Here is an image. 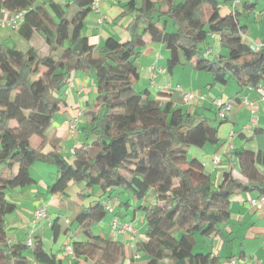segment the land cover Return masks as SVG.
Instances as JSON below:
<instances>
[{"label":"trees","instance_id":"1","mask_svg":"<svg viewBox=\"0 0 264 264\" xmlns=\"http://www.w3.org/2000/svg\"><path fill=\"white\" fill-rule=\"evenodd\" d=\"M258 1L245 0L240 10L222 15L217 0H131L119 16L131 18L126 28L130 40L120 43L110 36L95 47L85 35L92 0H0V14H23L19 38L28 40L36 33L47 46L41 53L0 43V264H31L29 258L36 264H63L46 252L39 237L31 247L7 242L5 219L15 211L8 193L35 183L30 173L34 162L54 167L49 192L62 201L69 183L83 184L87 191H129L139 200L152 189L155 205L140 207L146 231L135 244L147 264H218L215 251L195 248L200 240L219 235L229 221L233 195L264 197V170L259 168L264 153L233 150L230 160L241 178L223 172L215 187L204 165L188 158L187 149L218 144V126L225 120L212 125L201 113L162 103L147 90L136 91V60L148 38L168 50L169 72L182 56L194 60L195 70L208 73L211 85L234 80L239 88L264 86V47L257 52L250 48L243 38L246 26L239 21ZM167 21L172 32L166 31ZM209 35L225 54L204 57ZM74 72L92 75L96 93L84 114V143L68 162L48 132L65 106L62 90ZM33 136L39 138L36 148L30 144ZM77 198L78 204L70 203L75 210L68 219L71 226L63 231L76 234L67 264H122L123 243L93 231L106 216L100 199L86 192ZM58 222L57 217L50 226L54 238Z\"/></svg>","mask_w":264,"mask_h":264},{"label":"crops","instance_id":"2","mask_svg":"<svg viewBox=\"0 0 264 264\" xmlns=\"http://www.w3.org/2000/svg\"><path fill=\"white\" fill-rule=\"evenodd\" d=\"M41 1V0H40ZM53 2L64 4L71 2L72 0H52ZM131 0H103L99 5V11L96 13H90L85 21V35L91 45L99 47L103 42L110 36L115 37L120 43H125L130 40L129 33L127 32V26L131 21L129 16L119 17L122 12V7L127 2ZM219 11L225 10L228 14L234 9L240 10L242 4L245 0H217ZM250 1V0H246ZM264 5L258 8L256 6L255 10L250 14L239 19L240 24L246 26V33L243 35L244 41L250 46L252 44L262 45L264 47ZM222 14V15H226ZM8 15L7 12H1L0 18ZM242 20V21H241ZM211 38V37H210ZM214 40L215 37H214ZM146 45L140 51L141 58H149L146 66V71H144L149 77V86L157 91V95H162L159 100L162 103L171 102L172 106L180 107L188 110L191 113H201L204 116V112L207 107L211 108L213 106V101L219 99L222 101L219 94L222 90L214 94V99L211 102L197 101L193 106H185L181 103L179 95L174 92V86H179L178 83H173L171 78H168L164 74V70L159 65L161 57L156 53L151 59L152 54L155 52L154 45L151 44L148 38H145ZM0 43L7 46H14L16 50H28L30 48L45 53L47 46L45 42L42 41L40 36L34 33L28 40H24L18 37L16 31L9 28H0ZM212 54L209 50V55ZM156 56V57H155ZM151 59V61H150ZM194 60L191 64L194 68ZM145 64V63H144ZM139 71V70H138ZM197 71V70H196ZM143 72V73H144ZM172 72V71H171ZM170 72V75L173 74ZM230 80L227 82L229 83ZM226 83V84H227ZM225 84V85H226ZM170 88L164 89L165 86ZM221 85V84H220ZM192 88L190 90V88ZM212 86V85H211ZM224 87V85H222ZM263 86V85H262ZM95 82L92 75H87L82 72H74L71 74L69 82L62 90V96L65 106L61 108V111L54 117L53 125L48 132V139L53 141L57 140V150L66 157L68 162L73 160L72 153L75 148H79L84 143V136L82 133V128L85 125L86 111L91 107L93 100L95 99ZM181 87V86H180ZM264 87V86H263ZM183 91L199 93L198 88H193V85H188L187 89L181 87ZM234 89V93L227 103L233 105V111L229 114L224 123L218 126V138L219 143L214 146V152L212 153V159L215 155L220 157L221 171L215 176L216 184L218 185L221 181V175L223 172L231 171L233 176L236 178H241L236 168H233V159L230 160V154L235 149H245L254 152L261 151L264 153V100L257 94L254 90H248L245 88H239L237 83L230 86ZM223 89V88H222ZM147 90L150 95V90L147 86L142 91ZM218 91V90H217ZM204 97V95H203ZM246 97L247 100L252 104L253 113L251 112L250 106L242 103V99ZM157 99V98H156ZM82 112V115L78 117V113ZM216 115V110L214 108ZM78 118V130L74 137L69 134V124L70 122ZM219 122L217 115L214 119V123ZM11 126H16L15 122L10 123ZM253 144L257 146V149L253 147ZM249 148V149H246ZM196 150L197 155H193L192 159H197L202 164V158L200 159L198 153L202 152V148ZM189 148L187 149V151ZM188 154V153H187ZM196 154V153H193ZM188 156V155H187ZM189 158V157H188ZM211 159V163H212ZM204 165V164H203ZM205 168V166H204ZM260 170H264V162L259 166ZM217 167H214V172ZM206 171V168H205ZM30 173L35 180L33 185L15 189L8 193L10 201L15 205V211L8 215L5 219L6 229H7V242L12 245L19 242H26L29 238L31 240L34 237H39L44 245L46 252L53 254L56 258L67 261V257L64 253V246L71 245L76 234H64V239L62 241V247H57L58 236L56 238L47 234L42 228L36 231L38 225L32 226L31 219L32 213L39 206H44V194H50L53 200H57L59 206L70 205V203L78 204L79 200L77 198L78 193H91L98 197L102 202L105 198L117 199L114 197L113 191L108 193L96 192L95 189L83 190V184H73L69 183L65 191L64 201L60 200L61 197L54 196L57 194H52L48 191V187L52 186L54 182H50L51 176L55 179V169L52 165L42 162H34L31 165ZM210 178L213 173H209ZM38 181V183H37ZM83 190V191H82ZM259 197L256 193H239L233 195L230 198L229 203V221L221 227L220 233L217 237L213 239H203L200 240L195 248L201 252H206L209 250L215 251L218 254L219 262L218 264H228L230 258H238L239 260H248L253 262V264H264V238H261V234L264 236V226L256 227V232L253 233L250 225H256V223L264 224V210L254 207L251 204V200H257ZM64 203V204H61ZM122 206L130 207L128 202H120L119 207ZM148 206V205H143ZM141 207V206H140ZM137 214L133 215L131 221L136 220ZM66 218V217H65ZM109 220L105 223V220L98 224L99 232H105L111 240L121 241L124 246V261L122 264H147L146 258L135 250H131L127 247V239L125 236L114 237L110 232L109 224L114 218L122 219V216L118 211L115 210L114 216L109 215ZM46 223L48 227L51 226ZM65 220L68 219H64ZM143 223L145 219L143 218ZM235 223L240 224L241 227L243 223H247V229L240 231ZM59 224V222H58ZM97 226V225H96ZM35 227V228H34ZM137 229V228H136ZM139 232V229H137ZM226 231V233H225ZM261 232V233H260ZM145 233H142L141 237L137 236V240H141ZM101 236V235H100ZM244 237L249 242L248 249L243 248V244H239L238 240ZM105 238V237H103ZM220 252L224 253V256H220ZM31 264H36L29 258L28 260ZM68 263V261H67Z\"/></svg>","mask_w":264,"mask_h":264},{"label":"rangeland","instance_id":"3","mask_svg":"<svg viewBox=\"0 0 264 264\" xmlns=\"http://www.w3.org/2000/svg\"><path fill=\"white\" fill-rule=\"evenodd\" d=\"M264 5V0H259L257 3V7L260 8V6ZM222 14H226L225 10L222 11ZM242 21V20H241ZM166 31L167 32H172L173 31V27L171 26V22L167 21L166 24ZM152 45H154V50L155 52L152 54L151 59H153L155 53L156 56L159 54L161 57V61H159V65L161 66V68L164 70V74L167 75L168 78H171V80L173 81V83H178L179 86L186 88L188 87V85H193V88H198L199 93L202 94V96L204 95V99H206V102H211V100L214 99V94L216 92H219L222 90V93H220L219 95L222 96L221 99L224 103H227L228 100L231 98L232 94L234 93V89H231L230 86H232V84H236V82L234 80H230L229 83H227L226 85H224V87L220 84H215L211 86V76L204 72V71H196L192 64L191 61H186L182 56L179 57V61L180 63L178 65H176L173 69H172V74L173 76L170 75V72L167 69V59L169 58V52L168 50H166L161 44L158 43H151ZM206 44L210 47V50L212 52V54L208 55V59H212L214 57V54L217 51H221L222 54H225L226 51L225 50H220L219 46H218V42L217 40H214V38H210V36L207 37L206 39ZM155 56V57H156ZM150 59V61H151ZM137 61V65H138V70H139V78L137 80V82L134 85V89L136 91H142L145 86H147L150 90V97L151 98H157L160 99L161 97H163L162 95H157V91L152 88L151 86H149V77L147 76V74L144 72L146 71V66L147 63L149 61V58L146 57H142L141 55L140 57L136 60ZM145 63V64H144ZM144 72V73H143ZM175 87V86H174ZM173 87V88H174ZM190 88V86H189ZM223 88V89H222ZM192 88H190L191 90ZM221 89V90H219ZM218 90V91H217ZM192 91V90H191ZM204 112V116L206 118H208L210 120V123L212 125L217 124L218 122L214 123V119L216 117L215 112H214V106H212L211 108H208L203 111ZM39 143V138L36 136H33L30 140V144L33 148H36V146ZM217 145V144H216ZM216 145H206L202 148V152L198 153L200 159L202 158V162L206 168V171L209 172L210 174H212L211 180L212 183L214 184V186L216 187V180H215V176L217 174H219V171H221V166L217 165L214 166L211 163V159H212V153L214 152V146ZM253 147L255 149H257V146L255 144H253ZM249 149V148H246ZM196 150H200L199 148L196 147H189V150L187 151V155L190 159L192 158H196L193 157V155H197ZM196 153V154H193ZM214 167L216 169V171L214 172ZM54 176L50 178V182H54ZM38 183V181H37ZM51 187V186H50ZM48 187V191L50 190ZM95 189V188H94ZM96 192H100L99 189H95ZM113 195L114 197H117V199H113V206L115 208L116 211H118V213H120V215L122 216V220L124 221H129L133 219V215L137 214V218L136 220L133 221L135 227L137 229H139L138 232V237L142 236V233H145L146 231V224L143 223V218H144V212L142 209H140V206L143 205H148V206H153L155 205V201H154V193L152 189H149L146 196L142 199L139 200L137 199L131 192L129 191H119V190H115L113 191ZM57 196L58 195H54ZM44 206L46 208V213L48 215V217L50 219H55V218H59V224H60V232H59V236H58V242H57V247H62V241L64 239V234L63 231L66 228V225L71 226V224H65L64 223V219H72L73 214L75 212V210L73 208H70V205H63V206H59L57 203V200H53L50 196V194L45 193L44 194ZM120 202H128L130 207H127L125 209L124 206L119 207V203ZM64 204V203H61ZM66 217V218H65ZM109 215L106 214V216L104 217V219L102 220V222L105 220V223H107V221L109 220ZM38 228H35L36 231H38L39 228H42L44 231L47 232L48 235L52 236V230L50 229V227H48L46 225L45 220H41L38 223ZM240 224L235 223V226L238 227ZM247 223H243L241 225V227H238V229L240 231H242L244 228L247 229L246 227L249 228V226H246ZM262 227L264 226V224L262 223H256V225H250V228H254L252 229V232L255 233L256 232V227ZM260 227V229H261ZM93 231L99 235H101L102 237L105 238H109V236L105 233V232H99L98 229V224L97 226L95 225V227L93 228ZM226 233V231H225ZM261 233V232H260ZM261 238H264L263 233L261 234ZM82 237L79 236L76 239H81ZM239 244H243V248L244 249H248L249 247V242L244 238L241 237V239L238 240ZM220 256L223 257L224 253L220 252ZM63 264H67V262L63 260Z\"/></svg>","mask_w":264,"mask_h":264},{"label":"built area","instance_id":"4","mask_svg":"<svg viewBox=\"0 0 264 264\" xmlns=\"http://www.w3.org/2000/svg\"><path fill=\"white\" fill-rule=\"evenodd\" d=\"M103 0H92L91 3V12L96 13L99 11V5ZM237 0L234 2L236 3ZM264 13V10L262 11ZM23 19V14L22 13H16V14H11V15H5L4 17L0 18V28H9L11 30L16 31L20 25V22ZM211 38H214L213 35H209ZM250 48L254 51L257 52L259 51L262 47V45L258 44H252L250 45ZM209 55V51H206L204 53V57ZM170 88L168 85L165 86L164 89ZM248 90H254L259 96L264 100V87L259 84L256 86H247L246 87ZM174 92H176L179 95L180 101L183 105L185 106H193L197 101H203L204 97L200 94H196L194 92H186L183 91L180 86H175L174 87ZM242 103L250 106L251 112L253 113V108L252 104L247 100L246 97H244L242 100ZM213 106L216 110V115L217 118L220 120H226L229 114L233 111V105L230 103H224L221 102L219 99H215L213 101ZM82 115V112L78 113V117ZM78 130V118L73 119L70 124H69V134L70 136L74 137L75 134L77 133ZM212 164L214 166H217L220 164V157L218 155H215L212 159ZM251 204L254 207H258L259 209L264 210V197L258 198L257 200H251ZM102 206L104 208V211L106 212L107 215H112L114 216L115 213V208L113 206V199L112 198H105L102 201ZM41 220H45L46 223L50 224L51 219L48 217L46 213V208L45 206H39L37 207L34 212L32 213V219H31V224L32 226L38 225V223ZM65 223L68 224V220H65ZM110 232L114 237L116 236H125L127 239V247L131 250H135L136 247V241H137V236H138V231L133 223V221H124L120 218H114L110 224H109ZM26 244L28 247H31L32 245V240L29 238L26 241ZM64 253L66 257H72L73 256V250L71 245H65L64 246ZM228 264H253V262H250L248 260H239L238 258H230Z\"/></svg>","mask_w":264,"mask_h":264},{"label":"clouds","instance_id":"5","mask_svg":"<svg viewBox=\"0 0 264 264\" xmlns=\"http://www.w3.org/2000/svg\"><path fill=\"white\" fill-rule=\"evenodd\" d=\"M66 224V223H65Z\"/></svg>","mask_w":264,"mask_h":264}]
</instances>
